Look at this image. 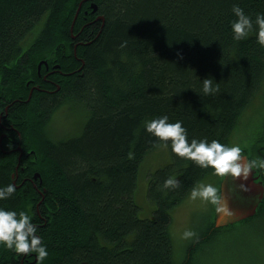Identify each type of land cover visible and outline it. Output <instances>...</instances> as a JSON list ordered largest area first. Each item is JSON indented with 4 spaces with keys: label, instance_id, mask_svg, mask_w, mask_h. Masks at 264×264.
Instances as JSON below:
<instances>
[{
    "label": "trees",
    "instance_id": "trees-1",
    "mask_svg": "<svg viewBox=\"0 0 264 264\" xmlns=\"http://www.w3.org/2000/svg\"><path fill=\"white\" fill-rule=\"evenodd\" d=\"M233 2L0 0V185H17L0 206L27 210L49 250L41 262L0 246V264H204L199 250L213 234L240 235L264 216L263 198L254 215L217 225L213 205L210 225L177 257L175 208L197 182L217 179L222 192L226 175L180 157L143 124L167 113L190 138L234 143L264 85V46L254 31L233 38ZM239 2L253 17L264 11V0ZM209 76L219 87L206 94ZM64 105L84 118L58 139L50 122ZM258 132L240 144L248 159L264 157V120ZM158 147L171 161L148 176L154 210L142 218L139 167ZM170 175L179 187H163Z\"/></svg>",
    "mask_w": 264,
    "mask_h": 264
},
{
    "label": "clouds",
    "instance_id": "clouds-1",
    "mask_svg": "<svg viewBox=\"0 0 264 264\" xmlns=\"http://www.w3.org/2000/svg\"><path fill=\"white\" fill-rule=\"evenodd\" d=\"M233 19L230 21L235 40L245 39L250 31L256 33L257 42L264 46V11H257L255 16L241 6L239 0L232 4ZM211 76L203 78V92L210 94L218 90ZM145 129L157 138V142L170 144L171 151L180 157L191 159L202 168H211L215 174L231 175L247 179L254 168H264V157L246 158L244 148L239 143H223L219 139L208 137H189L187 126L180 119L173 120L167 113L155 115L143 121ZM180 181L175 175L163 181L165 189L179 187ZM244 186L243 184L241 185ZM17 191L15 183L0 185V200L11 197ZM192 199L200 198L214 205L217 212L228 208L220 189L213 183L197 182L190 191ZM39 225L32 215L25 210L0 206V246L17 254L34 253L38 261L48 255V245L39 234ZM183 235L192 237L195 232L186 228Z\"/></svg>",
    "mask_w": 264,
    "mask_h": 264
},
{
    "label": "rangeland",
    "instance_id": "rangeland-1",
    "mask_svg": "<svg viewBox=\"0 0 264 264\" xmlns=\"http://www.w3.org/2000/svg\"><path fill=\"white\" fill-rule=\"evenodd\" d=\"M75 109L64 105L57 110L50 122V130L55 138H68L75 135L82 127L83 116L75 113ZM241 116L239 128L234 138V143L253 144L256 137L260 134L262 122L264 120V85L257 94L249 108ZM243 137H245L243 141ZM171 155L168 147H158L154 151L147 153L140 167L135 199L139 205V215L142 218L148 217L153 213L154 205L148 200V176L158 168H161L171 161ZM255 169V176L264 183V179ZM207 180L206 183L210 182ZM264 198V197H263ZM212 204L200 198L192 199L189 196L178 204L173 212L172 232L175 243L177 257H182L192 237L183 235L186 228L194 230L199 234L202 226H209V220L212 213ZM258 208V207H257ZM225 225V224H224ZM229 226L213 234L208 243H206L200 252V260L206 258L204 264H264V216L257 219L247 230L241 231L240 235H235ZM260 238L257 245L252 246V242ZM257 253L263 254V259L259 261L254 256ZM250 257H252L250 261ZM253 260V261H252ZM216 261V262H215Z\"/></svg>",
    "mask_w": 264,
    "mask_h": 264
},
{
    "label": "water",
    "instance_id": "water-1",
    "mask_svg": "<svg viewBox=\"0 0 264 264\" xmlns=\"http://www.w3.org/2000/svg\"><path fill=\"white\" fill-rule=\"evenodd\" d=\"M91 5L96 11V2L92 1ZM40 67L41 63L39 69ZM242 155L248 158L247 155ZM221 194L228 208L217 213V225L228 224L254 215L257 212L259 202L264 197V183L258 180V176H255V169L252 170L246 180L226 175Z\"/></svg>",
    "mask_w": 264,
    "mask_h": 264
},
{
    "label": "bare ground",
    "instance_id": "bare-ground-1",
    "mask_svg": "<svg viewBox=\"0 0 264 264\" xmlns=\"http://www.w3.org/2000/svg\"><path fill=\"white\" fill-rule=\"evenodd\" d=\"M102 18H104V17H102ZM33 89H34V88H33ZM33 89H32V90H33Z\"/></svg>",
    "mask_w": 264,
    "mask_h": 264
}]
</instances>
